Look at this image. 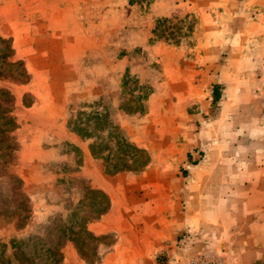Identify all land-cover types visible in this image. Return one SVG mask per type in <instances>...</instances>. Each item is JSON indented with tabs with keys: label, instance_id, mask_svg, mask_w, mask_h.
Listing matches in <instances>:
<instances>
[{
	"label": "rangeland",
	"instance_id": "374dc122",
	"mask_svg": "<svg viewBox=\"0 0 264 264\" xmlns=\"http://www.w3.org/2000/svg\"><path fill=\"white\" fill-rule=\"evenodd\" d=\"M0 36L28 73L0 80L18 143L0 243L32 237L43 261L60 239L61 264H264V0H0ZM80 110L146 164L122 170L105 129L80 138Z\"/></svg>",
	"mask_w": 264,
	"mask_h": 264
},
{
	"label": "trees",
	"instance_id": "16d2710c",
	"mask_svg": "<svg viewBox=\"0 0 264 264\" xmlns=\"http://www.w3.org/2000/svg\"><path fill=\"white\" fill-rule=\"evenodd\" d=\"M13 56V48L10 40L0 36V80L11 78L20 82H24L28 78V73L23 66L21 60H11ZM126 84V80L123 83ZM213 102H216L220 98V92L218 85L213 86ZM14 106L13 94L4 86H0V159L2 165L8 164L14 159L15 151L18 148V143L15 137L12 135L13 130L17 127L15 117L11 114ZM72 129L82 139H88L92 135V131L98 129L99 131L105 129L106 132L114 137L115 144L121 149V166L123 169H130V163L125 159V156H130L137 160L138 169L144 166L147 162V156L144 155L143 150L139 149L133 143L129 142L124 136L121 135V129L113 125L107 114L94 111L92 114H87L84 110H80L77 113V117L73 123ZM77 151L79 149L76 148ZM108 158V156H105ZM114 171L118 168L117 163H112ZM12 177V176H11ZM10 177V178H11ZM13 178V177H12ZM15 180L18 181V185L15 189L16 194L20 196L17 201L16 209H20L24 213L30 211L29 200L27 196L21 190V180L15 176ZM90 192H97L95 189H88ZM106 200L104 210L109 205L107 196L102 193ZM28 215L22 216V221L27 219ZM21 226V225H20ZM91 238H95L91 233H87ZM75 235V233L73 234ZM32 237L25 239L11 238L8 243H0V264H61L62 253L60 246V239H57L56 243L47 246L45 249L41 246L44 252L43 261H39L37 256L28 255L25 252V248L28 246V242L37 248L38 242H35ZM73 238H76L73 236ZM80 238V237H79ZM79 238L77 242H79ZM80 245V242L78 243ZM40 255V254H39ZM42 256V255H41Z\"/></svg>",
	"mask_w": 264,
	"mask_h": 264
},
{
	"label": "built area",
	"instance_id": "2783aa9c",
	"mask_svg": "<svg viewBox=\"0 0 264 264\" xmlns=\"http://www.w3.org/2000/svg\"><path fill=\"white\" fill-rule=\"evenodd\" d=\"M210 263L211 262L208 259L205 260L203 258H200V259H192V260H190L189 262H187L185 264H210Z\"/></svg>",
	"mask_w": 264,
	"mask_h": 264
}]
</instances>
